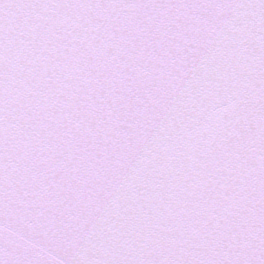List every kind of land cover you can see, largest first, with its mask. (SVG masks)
I'll use <instances>...</instances> for the list:
<instances>
[{"label":"snow or ice","instance_id":"snow-or-ice-1","mask_svg":"<svg viewBox=\"0 0 264 264\" xmlns=\"http://www.w3.org/2000/svg\"><path fill=\"white\" fill-rule=\"evenodd\" d=\"M0 264H264V0H0Z\"/></svg>","mask_w":264,"mask_h":264}]
</instances>
